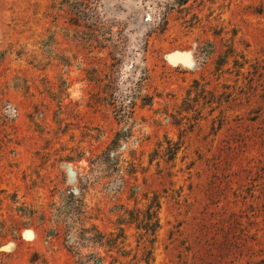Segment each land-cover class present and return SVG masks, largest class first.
<instances>
[{
    "label": "rangeland",
    "instance_id": "1",
    "mask_svg": "<svg viewBox=\"0 0 264 264\" xmlns=\"http://www.w3.org/2000/svg\"><path fill=\"white\" fill-rule=\"evenodd\" d=\"M0 264H264V0H0Z\"/></svg>",
    "mask_w": 264,
    "mask_h": 264
}]
</instances>
